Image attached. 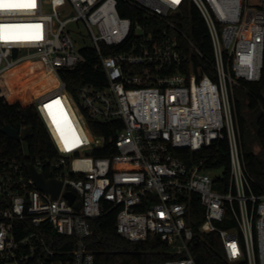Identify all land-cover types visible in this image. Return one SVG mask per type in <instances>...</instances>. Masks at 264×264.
<instances>
[{
	"label": "built area",
	"instance_id": "obj_1",
	"mask_svg": "<svg viewBox=\"0 0 264 264\" xmlns=\"http://www.w3.org/2000/svg\"><path fill=\"white\" fill-rule=\"evenodd\" d=\"M17 2L25 6L0 8V97L34 109L55 156L28 162L25 126L15 137L6 134L14 143L0 142V261L95 264L87 243L91 221L117 210L116 230L125 239L166 237L176 256L158 264H197L189 223L196 196L205 217L198 230L219 234L227 260L264 264V191L255 189L243 158L235 97L242 79L262 78L264 0L247 7L243 0ZM189 5L208 28L212 60L180 26ZM128 9L139 14L123 16ZM74 21L84 23L87 35L68 29ZM81 47L96 51L94 68L106 81L83 85L74 95L60 71L85 61ZM27 61L40 75L52 73L58 84L41 92L29 86L12 90L7 72ZM51 110L64 111L73 126L69 133L60 137L54 130ZM93 121L113 122L112 156L96 154L107 140ZM223 141L228 173L207 168L208 157L180 154L212 145L218 150ZM31 163L63 182L56 198L37 187ZM67 192L75 194L73 201Z\"/></svg>",
	"mask_w": 264,
	"mask_h": 264
},
{
	"label": "trees",
	"instance_id": "obj_2",
	"mask_svg": "<svg viewBox=\"0 0 264 264\" xmlns=\"http://www.w3.org/2000/svg\"><path fill=\"white\" fill-rule=\"evenodd\" d=\"M139 14L137 10L128 9L122 12L123 16ZM182 30L191 37L194 44L205 56L213 59V49L204 19L194 6H187L182 10L179 19ZM186 49L187 45L182 43ZM85 61L74 70H61L60 76L66 83L67 89L77 95L79 89L86 84L101 87L105 84L102 70L95 69L98 55L91 47H81ZM197 64L203 65L206 71L213 76L212 69L206 62L193 55ZM241 86L235 89L243 92L248 97V111L243 110L242 103L236 93V117L241 136V147L246 167L255 181V189L264 191V69L262 78L258 82L241 80ZM35 92L34 87H30ZM50 120L54 130L61 137L73 128L70 124L59 123L58 114L50 111ZM10 124L16 129L22 126L30 129L28 135V149L26 160L35 162L36 159H52L55 150L48 133L32 107L23 106L20 102L4 103L0 97V142L14 143L15 139L2 132V127ZM92 126L97 134L104 135L107 140L106 149L97 155L112 156L116 153L113 147L114 128L112 123H99L93 121ZM70 132V131H69ZM67 132V133H69ZM15 148V147H14ZM18 149V148H17ZM22 152V151H21ZM183 157L196 158L208 157L207 168L222 167L223 173H228L229 160L222 153L227 152V143L223 141L217 150L216 145L204 148L200 152H191L188 149L180 151ZM48 175V174H47ZM204 212L196 201V196L191 202V216L189 223L192 225L195 236L190 243L191 254L197 264H247L245 260L230 263L223 248L222 240L217 232H200L198 227L204 221ZM117 210H111L98 219L91 221L92 234L87 239L90 250L95 255V264H158L159 262L174 258L165 236H153L146 240L131 241L122 237L116 230ZM224 227L229 225L221 224ZM234 225V222L231 223ZM0 264H4L0 261Z\"/></svg>",
	"mask_w": 264,
	"mask_h": 264
},
{
	"label": "bare ground",
	"instance_id": "obj_3",
	"mask_svg": "<svg viewBox=\"0 0 264 264\" xmlns=\"http://www.w3.org/2000/svg\"><path fill=\"white\" fill-rule=\"evenodd\" d=\"M248 12L251 14L252 11L249 10ZM33 69V66L28 61L20 64L15 69L7 72V84L12 90L29 86L34 87L36 92L44 91L58 84L56 77L52 75V73H45L44 75H40ZM16 72L19 73L17 80L13 78V74ZM54 111L58 114V116H56V119L59 121V123L72 125L71 121L66 117V114H64V111H61V113H59V110Z\"/></svg>",
	"mask_w": 264,
	"mask_h": 264
},
{
	"label": "water",
	"instance_id": "obj_4",
	"mask_svg": "<svg viewBox=\"0 0 264 264\" xmlns=\"http://www.w3.org/2000/svg\"><path fill=\"white\" fill-rule=\"evenodd\" d=\"M2 132L11 137H15L17 129L10 124H5L2 127ZM28 172L40 190L51 194L53 198H56L59 195L63 184L61 180L47 178L45 174L43 172H39L32 163L28 165ZM65 196L68 197L70 201H73L75 194L67 192Z\"/></svg>",
	"mask_w": 264,
	"mask_h": 264
},
{
	"label": "rangeland",
	"instance_id": "obj_5",
	"mask_svg": "<svg viewBox=\"0 0 264 264\" xmlns=\"http://www.w3.org/2000/svg\"><path fill=\"white\" fill-rule=\"evenodd\" d=\"M255 1L256 0H243V6L244 7L251 6L254 4ZM68 10H69V8L64 9L63 13L67 12ZM68 29L74 33H82L83 35H87L86 27L82 21H74V22L70 23L68 25ZM87 43H88V41H87ZM235 93H236L238 99L240 100V102L242 103L243 110L246 111L248 109V97L243 92H241L239 90L238 91L236 90ZM29 132H30L29 128H25L23 130L24 135H29L30 134ZM212 174L219 176V175H222V172L216 171V172H213Z\"/></svg>",
	"mask_w": 264,
	"mask_h": 264
},
{
	"label": "snow or ice",
	"instance_id": "obj_6",
	"mask_svg": "<svg viewBox=\"0 0 264 264\" xmlns=\"http://www.w3.org/2000/svg\"><path fill=\"white\" fill-rule=\"evenodd\" d=\"M173 2H177V0H173ZM35 0H30L29 4L27 6L31 7L34 6ZM25 5H22L17 2V0H0V8H18L23 7ZM54 104H59V101H54ZM52 105L47 104L45 105L46 109H51Z\"/></svg>",
	"mask_w": 264,
	"mask_h": 264
}]
</instances>
